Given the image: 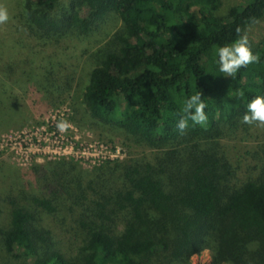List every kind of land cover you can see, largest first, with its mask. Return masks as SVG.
<instances>
[{"label":"trees","instance_id":"trees-1","mask_svg":"<svg viewBox=\"0 0 264 264\" xmlns=\"http://www.w3.org/2000/svg\"><path fill=\"white\" fill-rule=\"evenodd\" d=\"M222 0H21L18 18L43 42L90 38L107 19L122 22L89 54L83 112L156 152L86 171L59 160L36 165V188L0 192V250L19 264H264V143L257 173L240 178L223 140L253 126L245 106L264 94L259 61L224 77L215 49L237 28L264 21V0H242L223 16ZM89 53V52H88ZM43 91L62 86L52 68ZM60 88V89H58ZM202 91L207 127L176 128L183 101ZM243 93V96H241ZM207 264V263H204Z\"/></svg>","mask_w":264,"mask_h":264},{"label":"rangeland","instance_id":"rangeland-1","mask_svg":"<svg viewBox=\"0 0 264 264\" xmlns=\"http://www.w3.org/2000/svg\"><path fill=\"white\" fill-rule=\"evenodd\" d=\"M242 0H222L223 16ZM21 0H0L9 11V21L0 25V192L21 185L36 188L34 166L64 160L77 163L86 171L107 161L151 157L154 150L137 146L122 131L93 123L83 112V94L88 85L92 62L89 54L106 33H113L122 22L114 15L90 38L68 37L59 43L31 37L18 18ZM252 47L264 39V21L247 25ZM89 52V53H88ZM54 69L62 85L60 91L40 87L45 68ZM66 120L69 127L60 132L56 124ZM225 138L230 161L240 178L257 173V160L251 154L264 143V126ZM30 186L33 187L30 189ZM37 189V188H36ZM7 213L0 214V227L8 226ZM205 250L190 264L211 263ZM0 264L6 261L0 250Z\"/></svg>","mask_w":264,"mask_h":264},{"label":"clouds","instance_id":"clouds-1","mask_svg":"<svg viewBox=\"0 0 264 264\" xmlns=\"http://www.w3.org/2000/svg\"><path fill=\"white\" fill-rule=\"evenodd\" d=\"M9 18L8 9L0 6V25L7 23ZM236 32L237 39L218 46L214 53L219 73L232 79L236 77L241 68L259 61V56L253 52L248 30L237 28ZM241 96H243V93H241ZM207 107L208 104L202 91H195L189 95L183 101L180 109L179 119L176 124L179 132L183 134L185 129L190 127L189 121H191V126L207 127L209 120L208 113L205 111ZM241 123L264 126V94L256 95L246 104ZM69 126L66 120H60L56 124L60 132L66 131Z\"/></svg>","mask_w":264,"mask_h":264}]
</instances>
